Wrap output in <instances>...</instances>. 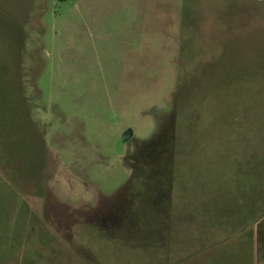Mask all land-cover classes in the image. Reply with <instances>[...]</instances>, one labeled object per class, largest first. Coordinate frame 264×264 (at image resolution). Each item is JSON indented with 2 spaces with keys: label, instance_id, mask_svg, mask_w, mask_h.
<instances>
[{
  "label": "rangeland",
  "instance_id": "1",
  "mask_svg": "<svg viewBox=\"0 0 264 264\" xmlns=\"http://www.w3.org/2000/svg\"><path fill=\"white\" fill-rule=\"evenodd\" d=\"M0 111L10 197L100 262L264 264V0H0Z\"/></svg>",
  "mask_w": 264,
  "mask_h": 264
},
{
  "label": "crops",
  "instance_id": "2",
  "mask_svg": "<svg viewBox=\"0 0 264 264\" xmlns=\"http://www.w3.org/2000/svg\"><path fill=\"white\" fill-rule=\"evenodd\" d=\"M21 181L16 183L28 192V184ZM0 184L6 186L0 187V264H104L100 262V255L106 254L104 248L93 249L86 242V213L78 214L63 198L53 208L57 212L48 210V185L35 183L31 200L16 194L12 200L10 180ZM44 200L41 211L34 208L37 201Z\"/></svg>",
  "mask_w": 264,
  "mask_h": 264
},
{
  "label": "trees",
  "instance_id": "3",
  "mask_svg": "<svg viewBox=\"0 0 264 264\" xmlns=\"http://www.w3.org/2000/svg\"><path fill=\"white\" fill-rule=\"evenodd\" d=\"M16 75V74H15ZM18 82V79H16V76H13L12 78H11V83H13L12 85L10 84V86H8L9 87V89H11V91L13 92V93H15V94H17L18 96H20L22 93L21 92H19V90L21 91V89L19 88V84L18 85H16V83ZM16 85V86H15ZM19 88V89H18ZM17 89V90H16ZM9 95H10V97L11 96H14V95H12V94H10L9 93ZM7 99H8V97H7ZM18 103V102H17ZM6 102L5 103H3V105L4 106H6ZM7 111H0V118H1V120H3V118H4V116H5V113H6ZM28 117V116H27ZM27 119V118H26ZM175 139V138H174ZM173 143H174V140H173ZM168 144L167 146H166V148H167V150L169 149V150H173L174 149V144ZM153 143H150L147 147H150L151 145H152ZM253 213H256V211L254 210H252L251 211V214L253 215ZM244 217H245V215H244ZM259 215H257L253 220H251V224H252V222L253 221H255V220H257V219H259ZM226 224V223H225ZM264 257V256H263Z\"/></svg>",
  "mask_w": 264,
  "mask_h": 264
},
{
  "label": "water",
  "instance_id": "4",
  "mask_svg": "<svg viewBox=\"0 0 264 264\" xmlns=\"http://www.w3.org/2000/svg\"><path fill=\"white\" fill-rule=\"evenodd\" d=\"M129 136H130V132L126 133L124 135V141L128 140L129 139Z\"/></svg>",
  "mask_w": 264,
  "mask_h": 264
}]
</instances>
